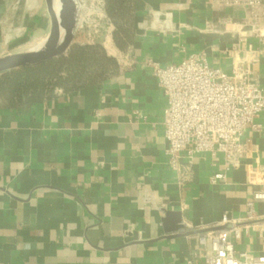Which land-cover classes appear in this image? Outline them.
Instances as JSON below:
<instances>
[{
	"label": "crops",
	"instance_id": "1",
	"mask_svg": "<svg viewBox=\"0 0 264 264\" xmlns=\"http://www.w3.org/2000/svg\"><path fill=\"white\" fill-rule=\"evenodd\" d=\"M156 13L169 29L149 26ZM45 14L0 0V56L44 39ZM213 20L210 0H135L132 44L121 52L107 39L113 75L37 102L0 100V264H202L194 229L223 213L244 217L264 181V113L255 119L260 132L242 133L246 153L236 169L198 154L180 183L165 155L166 101L152 75V63L166 67L200 52L229 73L235 39L202 32ZM261 49L252 78L264 88ZM215 173L224 179L212 183ZM177 225L182 232H165ZM236 249L262 251L254 237Z\"/></svg>",
	"mask_w": 264,
	"mask_h": 264
},
{
	"label": "built area",
	"instance_id": "2",
	"mask_svg": "<svg viewBox=\"0 0 264 264\" xmlns=\"http://www.w3.org/2000/svg\"><path fill=\"white\" fill-rule=\"evenodd\" d=\"M98 3L102 9L103 0ZM210 3L214 20L201 31L235 39L228 52L230 72L210 66L202 52L166 67L151 64L166 101L162 120L165 155L180 183L188 181L192 159L198 154L219 157L225 171L236 169L246 153L242 133L262 130L255 119L264 113V88L252 76L264 48V0ZM158 16L154 14L158 25L153 21L149 26L162 32L169 29L170 21H160ZM224 177V173H215L211 182ZM258 203L261 213L255 209ZM194 232L202 264H264V181L258 182L246 203L243 218L223 213L216 223ZM243 237L259 240L262 251H237Z\"/></svg>",
	"mask_w": 264,
	"mask_h": 264
},
{
	"label": "trees",
	"instance_id": "3",
	"mask_svg": "<svg viewBox=\"0 0 264 264\" xmlns=\"http://www.w3.org/2000/svg\"><path fill=\"white\" fill-rule=\"evenodd\" d=\"M106 19L113 26L111 39L124 52L134 38L135 0H103ZM118 69L114 58L97 43L70 47L66 54L33 67L0 75V100L10 105L37 102L55 90L71 92L94 85Z\"/></svg>",
	"mask_w": 264,
	"mask_h": 264
},
{
	"label": "water",
	"instance_id": "4",
	"mask_svg": "<svg viewBox=\"0 0 264 264\" xmlns=\"http://www.w3.org/2000/svg\"><path fill=\"white\" fill-rule=\"evenodd\" d=\"M49 18V31L44 39L30 49L0 56V75L26 67H33L58 58L75 44L81 11L74 0H44ZM167 234H178L182 227L177 225Z\"/></svg>",
	"mask_w": 264,
	"mask_h": 264
},
{
	"label": "rangeland",
	"instance_id": "5",
	"mask_svg": "<svg viewBox=\"0 0 264 264\" xmlns=\"http://www.w3.org/2000/svg\"><path fill=\"white\" fill-rule=\"evenodd\" d=\"M99 0H90L88 9L93 2L91 12L92 14L81 20V24L77 29L74 42L78 45H87L97 43L102 46L105 53L110 56L108 53L111 52L110 49H107L105 46L107 44V39H110L111 46L115 45L111 39V33L113 31V26L108 22L104 12V1L102 10L98 4ZM14 4L26 5V8L32 10L35 5L42 6L43 14H45V5L44 0H13ZM34 11V10H33ZM102 11V13L100 12ZM88 12V10H87ZM86 12V13H87ZM46 16V14H45ZM117 49V48H116ZM111 57V56H110Z\"/></svg>",
	"mask_w": 264,
	"mask_h": 264
},
{
	"label": "bare ground",
	"instance_id": "6",
	"mask_svg": "<svg viewBox=\"0 0 264 264\" xmlns=\"http://www.w3.org/2000/svg\"><path fill=\"white\" fill-rule=\"evenodd\" d=\"M74 1L79 5L80 11H81V15L79 16V26H80L81 20L85 16L84 13L86 14V12L88 10V5H89L90 0H74ZM100 12L102 13V11H100Z\"/></svg>",
	"mask_w": 264,
	"mask_h": 264
}]
</instances>
